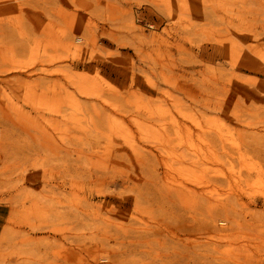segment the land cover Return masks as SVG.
Listing matches in <instances>:
<instances>
[{
    "label": "rangeland",
    "instance_id": "obj_1",
    "mask_svg": "<svg viewBox=\"0 0 264 264\" xmlns=\"http://www.w3.org/2000/svg\"><path fill=\"white\" fill-rule=\"evenodd\" d=\"M0 224V264H264V0H0Z\"/></svg>",
    "mask_w": 264,
    "mask_h": 264
},
{
    "label": "bare ground",
    "instance_id": "obj_2",
    "mask_svg": "<svg viewBox=\"0 0 264 264\" xmlns=\"http://www.w3.org/2000/svg\"><path fill=\"white\" fill-rule=\"evenodd\" d=\"M0 227H2V224H0ZM32 227H34V226H32ZM5 230L8 231V230H11V228L6 226Z\"/></svg>",
    "mask_w": 264,
    "mask_h": 264
}]
</instances>
